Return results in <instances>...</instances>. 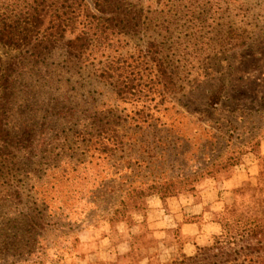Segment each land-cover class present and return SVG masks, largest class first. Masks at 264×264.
<instances>
[{
  "label": "rangeland",
  "instance_id": "1",
  "mask_svg": "<svg viewBox=\"0 0 264 264\" xmlns=\"http://www.w3.org/2000/svg\"><path fill=\"white\" fill-rule=\"evenodd\" d=\"M129 2L80 60L0 42V264H170L230 206L264 215V0ZM34 5L0 0V29ZM163 231L192 251L149 257Z\"/></svg>",
  "mask_w": 264,
  "mask_h": 264
},
{
  "label": "trees",
  "instance_id": "2",
  "mask_svg": "<svg viewBox=\"0 0 264 264\" xmlns=\"http://www.w3.org/2000/svg\"><path fill=\"white\" fill-rule=\"evenodd\" d=\"M33 2L35 7L27 21H14L15 26L5 24L8 28L0 29V42L31 52L34 57L50 54L61 47L68 57L80 60L95 39L107 34L108 27L127 30L133 26V17L138 19L139 15L134 7L127 9L131 5L129 0ZM134 24L140 26L138 22ZM161 71L163 76L168 74L164 69ZM101 74L104 75V71ZM163 79L165 83L172 81L166 76ZM111 130L113 137L98 134L97 138L111 137L109 139L115 148L121 144V139L115 129ZM258 195L264 197V188L263 193ZM221 227V233L215 237L213 244L198 246L193 255H181L170 264H264V215L258 216L253 206L239 208L233 205L226 209Z\"/></svg>",
  "mask_w": 264,
  "mask_h": 264
},
{
  "label": "crops",
  "instance_id": "3",
  "mask_svg": "<svg viewBox=\"0 0 264 264\" xmlns=\"http://www.w3.org/2000/svg\"><path fill=\"white\" fill-rule=\"evenodd\" d=\"M173 221V220H172ZM167 227H172L177 228L180 233L184 235V237H194L197 243H200L199 236L201 238L206 239V237H210V235H214L219 232L220 226L217 221H206L199 223L198 221L195 220H190V221H178L174 220L172 222V225H169ZM165 233L164 231L162 232L161 238H159L156 243L153 245H150L149 249H153L154 254H149V257L151 256H157L161 257V259H169L173 257L174 255L179 252V250L183 251L186 254H189L192 251V248H190V243H184L183 245L179 246L176 243L173 242H167V235L163 234ZM201 240V241H203ZM131 247V241H119L117 242L114 246H112L108 252L109 256L112 257L117 254V251H125L126 253L127 248ZM120 253V252H119ZM144 257L142 258H137L136 259V264H144Z\"/></svg>",
  "mask_w": 264,
  "mask_h": 264
}]
</instances>
